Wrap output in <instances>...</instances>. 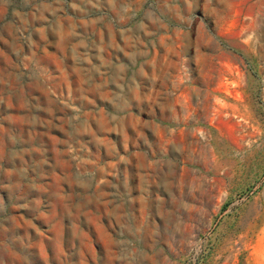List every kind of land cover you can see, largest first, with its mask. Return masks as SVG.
<instances>
[{"label": "rangeland", "instance_id": "374dc122", "mask_svg": "<svg viewBox=\"0 0 264 264\" xmlns=\"http://www.w3.org/2000/svg\"><path fill=\"white\" fill-rule=\"evenodd\" d=\"M1 86L0 236L44 216L40 264L72 230L87 264H264V0H0Z\"/></svg>", "mask_w": 264, "mask_h": 264}, {"label": "crops", "instance_id": "0c3cea01", "mask_svg": "<svg viewBox=\"0 0 264 264\" xmlns=\"http://www.w3.org/2000/svg\"><path fill=\"white\" fill-rule=\"evenodd\" d=\"M260 12V11H259ZM2 89V86L0 88V91ZM3 117V115H2ZM3 120V118H1ZM2 123H4L3 121H1ZM5 125V124H4ZM3 125V126H4ZM43 172V170L41 171ZM37 182V181H36ZM32 182L29 179L28 184H24L25 186L23 188H28L30 187V184ZM23 186V185H22ZM36 188L38 190H43L46 191L44 187L38 186L36 183ZM47 192V191H46ZM44 203V202H43ZM42 208V207H41ZM52 210V208H51ZM50 211V210H49ZM70 212H73L72 209H69ZM43 213V212H42ZM58 218H60V222H59V226H57V230H58V234L64 232L66 230V228L63 225L64 221L67 220H71V221H84L85 219H87L88 217H90V215L87 216H80V217H76V216H72V215H65V216H57ZM27 218H30L29 220ZM91 219H96L98 221H103L104 219L109 220V218L107 216H93L91 215L90 217ZM16 220L17 223L19 224H24L27 225L26 227H6L4 229V234L0 239L2 240L3 238H5L9 233L11 235H13L14 237L19 235L20 237V249L21 251L25 254V256L21 257L19 256L18 262L19 264H40L41 263V245L38 242V234H37V229L34 227L32 228V224L36 223V224H40V220L44 219V216H36V217H29V216H25V217H10V221ZM111 222V221H110ZM72 238L70 243V249L74 250V259L76 260L77 263H81V264H87V260L90 257L88 254V251L92 250L89 244V240H87L85 238L84 235H81V237H79V239H77V230H72L70 231ZM52 238V237H51ZM42 247L44 248V250H51V254H45V260L50 263V264H58V250L60 248V238L58 237H54L53 239H44L43 243H42ZM53 250H55L56 252L54 253ZM94 253H96L95 250H92L90 255H93ZM6 253H5V259L6 257ZM91 261V260H90Z\"/></svg>", "mask_w": 264, "mask_h": 264}, {"label": "bare ground", "instance_id": "6f19581e", "mask_svg": "<svg viewBox=\"0 0 264 264\" xmlns=\"http://www.w3.org/2000/svg\"><path fill=\"white\" fill-rule=\"evenodd\" d=\"M21 108V107H20ZM22 109V108H21ZM0 214H2V208H0Z\"/></svg>", "mask_w": 264, "mask_h": 264}]
</instances>
